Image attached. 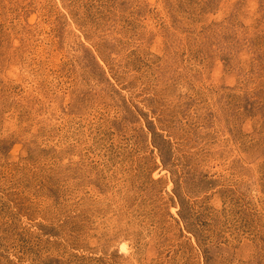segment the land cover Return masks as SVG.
Returning <instances> with one entry per match:
<instances>
[{
	"label": "rangeland",
	"instance_id": "1",
	"mask_svg": "<svg viewBox=\"0 0 264 264\" xmlns=\"http://www.w3.org/2000/svg\"><path fill=\"white\" fill-rule=\"evenodd\" d=\"M0 264H264V0H0Z\"/></svg>",
	"mask_w": 264,
	"mask_h": 264
}]
</instances>
